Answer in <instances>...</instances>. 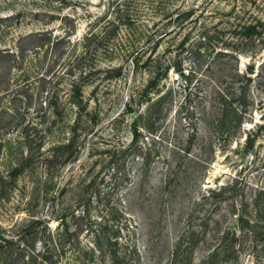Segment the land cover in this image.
Segmentation results:
<instances>
[{"label":"rangeland","instance_id":"obj_1","mask_svg":"<svg viewBox=\"0 0 264 264\" xmlns=\"http://www.w3.org/2000/svg\"><path fill=\"white\" fill-rule=\"evenodd\" d=\"M0 264H264V0H0Z\"/></svg>","mask_w":264,"mask_h":264},{"label":"trees","instance_id":"obj_2","mask_svg":"<svg viewBox=\"0 0 264 264\" xmlns=\"http://www.w3.org/2000/svg\"><path fill=\"white\" fill-rule=\"evenodd\" d=\"M107 34V33H106ZM108 35H111V34H108ZM98 34L97 33H91V34H89L88 35V37L87 38H89V40H97L98 39ZM78 58V57H77ZM74 59V58H73ZM76 60V59H75ZM221 90V89H220ZM11 92V90H6L4 93H6V94H9ZM77 94L82 98V94H81V92H77ZM7 110H11L10 108H6ZM11 112V111H10ZM32 151V150H31ZM51 156V155H50Z\"/></svg>","mask_w":264,"mask_h":264}]
</instances>
